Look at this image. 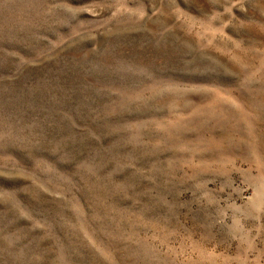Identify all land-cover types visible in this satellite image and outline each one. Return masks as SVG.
<instances>
[{
	"label": "rangeland",
	"instance_id": "374dc122",
	"mask_svg": "<svg viewBox=\"0 0 264 264\" xmlns=\"http://www.w3.org/2000/svg\"><path fill=\"white\" fill-rule=\"evenodd\" d=\"M0 264H264V0H0Z\"/></svg>",
	"mask_w": 264,
	"mask_h": 264
}]
</instances>
